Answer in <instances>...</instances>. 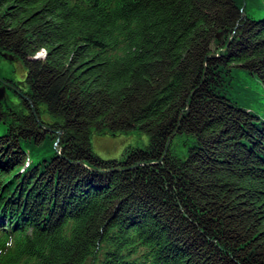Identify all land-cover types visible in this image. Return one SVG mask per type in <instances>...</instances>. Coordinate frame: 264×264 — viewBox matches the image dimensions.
I'll return each instance as SVG.
<instances>
[{
    "label": "trees",
    "instance_id": "trees-1",
    "mask_svg": "<svg viewBox=\"0 0 264 264\" xmlns=\"http://www.w3.org/2000/svg\"><path fill=\"white\" fill-rule=\"evenodd\" d=\"M16 60L0 264H264V0H0Z\"/></svg>",
    "mask_w": 264,
    "mask_h": 264
},
{
    "label": "rangeland",
    "instance_id": "rangeland-1",
    "mask_svg": "<svg viewBox=\"0 0 264 264\" xmlns=\"http://www.w3.org/2000/svg\"><path fill=\"white\" fill-rule=\"evenodd\" d=\"M0 68L13 71L12 74L17 81H21L25 75V66L20 61H15L11 65H0ZM1 87V86H0ZM47 115V113H44ZM149 143V137L145 133L138 132H103L95 133L92 137L94 151L104 159L121 158L125 149L129 146L145 147Z\"/></svg>",
    "mask_w": 264,
    "mask_h": 264
},
{
    "label": "water",
    "instance_id": "water-1",
    "mask_svg": "<svg viewBox=\"0 0 264 264\" xmlns=\"http://www.w3.org/2000/svg\"><path fill=\"white\" fill-rule=\"evenodd\" d=\"M10 60H13L12 57H9ZM2 80V79H1ZM3 84L0 87V98H3L5 95V91H6V85L8 84L6 81L2 80Z\"/></svg>",
    "mask_w": 264,
    "mask_h": 264
}]
</instances>
